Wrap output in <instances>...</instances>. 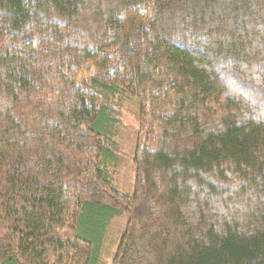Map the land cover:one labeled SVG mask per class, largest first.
<instances>
[{
    "label": "trees",
    "instance_id": "trees-1",
    "mask_svg": "<svg viewBox=\"0 0 264 264\" xmlns=\"http://www.w3.org/2000/svg\"><path fill=\"white\" fill-rule=\"evenodd\" d=\"M0 104V264H264V0H0Z\"/></svg>",
    "mask_w": 264,
    "mask_h": 264
},
{
    "label": "rangeland",
    "instance_id": "rangeland-1",
    "mask_svg": "<svg viewBox=\"0 0 264 264\" xmlns=\"http://www.w3.org/2000/svg\"><path fill=\"white\" fill-rule=\"evenodd\" d=\"M113 104L119 119V126L114 138L118 163L114 169L109 167V172L115 189L122 195L130 197L135 182L133 158L136 146L142 137L139 123V104L135 98L128 95L123 96L122 99L115 98ZM126 223L127 217L125 215L116 217L110 222L97 264H112Z\"/></svg>",
    "mask_w": 264,
    "mask_h": 264
}]
</instances>
